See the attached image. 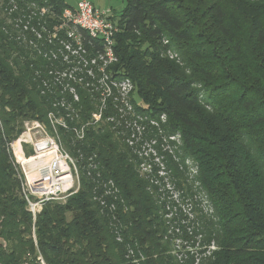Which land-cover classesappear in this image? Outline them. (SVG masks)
Returning <instances> with one entry per match:
<instances>
[{"label": "trees", "instance_id": "16d2710c", "mask_svg": "<svg viewBox=\"0 0 264 264\" xmlns=\"http://www.w3.org/2000/svg\"><path fill=\"white\" fill-rule=\"evenodd\" d=\"M12 1L20 14L9 17L24 22L19 32L1 11L0 264H41L38 257L46 264H264V0H126L115 17L120 62L106 69L115 83L132 79L151 112L128 110L113 93L80 90L66 102L56 99L44 86L53 70L44 66L48 57L64 62L80 52L66 35L71 6ZM137 37L159 48L144 53L133 44ZM172 47L178 59L163 56ZM82 49L88 61L104 53L87 33ZM97 67L91 71L103 77ZM50 112L62 120L53 136L77 161L80 186L34 215L11 144L26 120L51 129ZM146 113L157 122L165 117L164 129L180 137L173 184L195 206L198 184L211 208L193 210L192 247L201 249L181 260L154 186L117 134Z\"/></svg>", "mask_w": 264, "mask_h": 264}, {"label": "rangeland", "instance_id": "374dc122", "mask_svg": "<svg viewBox=\"0 0 264 264\" xmlns=\"http://www.w3.org/2000/svg\"><path fill=\"white\" fill-rule=\"evenodd\" d=\"M10 1L11 2L0 0V15L1 11L3 12L1 17L8 18L11 14H20L19 6L16 4L12 5L13 1ZM91 1H93L97 7L111 10L117 20L120 19L123 10L127 6L126 0ZM66 2L74 8L77 5V0H66ZM45 12L46 10H43L42 14ZM8 19V24H13L14 27L21 32V24L24 22V19L22 18V21L21 19H12L11 17ZM65 23H67V21ZM62 27L54 26L51 29L54 30V32H58ZM137 35H139V33H137ZM133 44L144 53L148 50L153 52L159 48L154 42H146L144 37H137L133 40ZM79 51L80 52H72L74 58H65L64 62L55 60V58L54 60L49 57L46 59L50 65L49 67H44L48 69L51 68L53 72H48V83H45L44 86L51 94H56L57 92L58 95L56 99L66 102L68 97L77 96L76 94H79L80 90H85L89 94L102 95L104 98L108 97L110 93H113L124 98V107L128 110L135 109L138 105L145 107L146 112L152 110L150 105H145L143 102L132 79L128 77H124L123 79L119 78V83L111 81V78L109 79L110 71L106 68L119 64V58L117 61L110 64L102 57H97L95 60L88 61V51L86 52L82 49H79ZM163 56H167L171 59L179 58L175 47H172L171 51L166 52ZM95 65L98 66V72L104 74L103 77H99L94 71H91ZM90 80L92 82H90ZM113 88H115L116 91H114ZM57 116L58 114L54 112H50L48 115L51 119V129H49V126H44L36 119L24 121L22 127L23 131L11 144L12 151L24 175V182L27 181V178L28 181H33L39 175H42L43 171L49 168L52 159L56 156V149L59 144L56 142L53 135H57V127L62 122ZM94 118L100 120L101 115L95 114ZM152 118L154 117L146 113V117L144 118L138 117L136 120L127 119V121L120 126L121 131L117 134L125 139L124 142L130 149L132 156L137 159L136 162L139 170L146 176V180L154 186L156 191L155 196L158 200V206L160 207V215L165 221L166 236L169 240L170 248L174 250L178 259L181 260L185 253L190 252L193 254L201 249L195 250V248L192 247L194 238L196 237V234L193 232L197 225L193 220V210L195 207L198 209L201 207L202 210L205 208L206 212H210L211 208L205 193L198 187V184L195 189L200 205L197 206L193 205L192 201L184 196L183 191L173 184L172 172L174 164H177L179 160L177 155L181 146L180 137L171 136L169 132L164 129L161 123L165 122V117L160 116L159 122L152 120ZM104 123L105 122L102 124ZM59 149V153L60 151L65 153L60 147ZM32 157L35 158L31 162H23V160ZM66 161L71 171L74 173L78 172L80 175V170L75 158L69 155ZM189 164L194 168L192 163ZM191 172L195 171L191 169ZM78 189L79 185L68 193L63 194L61 198H55L51 201L65 202L67 196L76 193ZM37 196L38 195L33 194L31 200L39 203L40 199ZM200 255H203L202 250L200 251Z\"/></svg>", "mask_w": 264, "mask_h": 264}, {"label": "built area", "instance_id": "2783aa9c", "mask_svg": "<svg viewBox=\"0 0 264 264\" xmlns=\"http://www.w3.org/2000/svg\"><path fill=\"white\" fill-rule=\"evenodd\" d=\"M64 19L67 21L65 24L66 35L72 43L79 46L78 49L83 48L84 34L87 33L91 40L99 41L104 46V53L100 57L106 60L108 64L118 60L116 35L121 27L111 10L97 7L91 0H77L75 8L68 7L65 9ZM68 44L67 49L71 50V44ZM57 146L56 156L52 159L49 168L35 180L28 181L27 178V181L23 182V193L28 202L29 210L34 215L41 211L46 201L59 199L63 194L79 185L78 172H72L66 161L69 155L61 151L59 153V145ZM33 194L38 195L39 203L31 200ZM38 259L41 264H46L42 257H38Z\"/></svg>", "mask_w": 264, "mask_h": 264}, {"label": "bare ground", "instance_id": "6f19581e", "mask_svg": "<svg viewBox=\"0 0 264 264\" xmlns=\"http://www.w3.org/2000/svg\"><path fill=\"white\" fill-rule=\"evenodd\" d=\"M35 157H32L30 159H27V160H23V162H31ZM27 165V164H26Z\"/></svg>", "mask_w": 264, "mask_h": 264}, {"label": "crops", "instance_id": "0c3cea01", "mask_svg": "<svg viewBox=\"0 0 264 264\" xmlns=\"http://www.w3.org/2000/svg\"><path fill=\"white\" fill-rule=\"evenodd\" d=\"M101 8V7H100Z\"/></svg>", "mask_w": 264, "mask_h": 264}]
</instances>
